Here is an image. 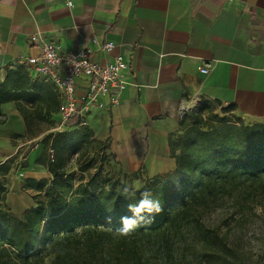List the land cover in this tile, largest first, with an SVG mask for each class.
<instances>
[{"label":"crops","instance_id":"1","mask_svg":"<svg viewBox=\"0 0 264 264\" xmlns=\"http://www.w3.org/2000/svg\"><path fill=\"white\" fill-rule=\"evenodd\" d=\"M68 1L0 0V83L8 69L41 53L42 40L63 50L87 48L99 63L122 55L128 84L119 101L106 95L103 106L85 116L121 181L141 188L175 169L170 142L182 131L183 108L195 101L232 105L229 112L245 124L264 123V0ZM110 41L115 47L104 49ZM31 74L38 76L34 69ZM86 87L80 79L78 94ZM0 111V163L12 160L0 177L4 202L21 215L35 205L26 180L51 176L38 161L51 129L42 125L28 136L14 102L2 103ZM54 118L59 121L58 112ZM29 140L37 145H22Z\"/></svg>","mask_w":264,"mask_h":264},{"label":"trees","instance_id":"2","mask_svg":"<svg viewBox=\"0 0 264 264\" xmlns=\"http://www.w3.org/2000/svg\"><path fill=\"white\" fill-rule=\"evenodd\" d=\"M6 102H14L22 113L28 136L45 124L51 129L42 138L47 152L38 160L51 176L26 180V188L36 193L35 205L21 215L5 204L0 178V264H264V250L247 260L240 241L231 240V231L223 232L222 221L206 217L222 206L241 215L234 216L233 225L239 227L263 206V122L245 124L226 116L232 105L221 107L222 115H190L170 142L175 169L135 188L120 179L103 180L99 172L87 176L91 163L82 161L92 151H102L101 161H107L106 147L79 116L67 122L69 129L54 130L59 95L52 82L33 76L26 64L8 69L0 83V105ZM214 105L205 101L202 107L212 113ZM74 157L79 175L71 170ZM11 164L10 159L0 163V177ZM124 186L136 191L135 199L151 188L163 207L152 224L140 225L129 237L116 235L119 217L131 215L127 204L135 202L121 195ZM107 215L113 217L111 224L105 222ZM225 218L222 213L220 219Z\"/></svg>","mask_w":264,"mask_h":264},{"label":"built area","instance_id":"3","mask_svg":"<svg viewBox=\"0 0 264 264\" xmlns=\"http://www.w3.org/2000/svg\"><path fill=\"white\" fill-rule=\"evenodd\" d=\"M72 5V1H68ZM36 35L31 36V41L37 40ZM42 51L37 56L27 59L26 65L34 69L37 77L52 82L60 98L58 113L60 119L54 130H62L67 127V122L75 117L81 118L82 124H86L85 116L93 107L103 106L102 98L111 96L113 103L119 101L121 93L127 87L125 71L128 64L122 55H118L111 63H99L92 59L91 51L87 48L77 50H63L54 42L42 40ZM114 42L110 41L104 45V49L112 50ZM200 71L208 72V63H205ZM86 80L85 91L78 94V81ZM204 102L195 101L192 106L197 109ZM189 105L185 106L181 116L189 112ZM22 145H37L35 140L24 141ZM48 154L54 158V150L50 148Z\"/></svg>","mask_w":264,"mask_h":264},{"label":"rangeland","instance_id":"4","mask_svg":"<svg viewBox=\"0 0 264 264\" xmlns=\"http://www.w3.org/2000/svg\"><path fill=\"white\" fill-rule=\"evenodd\" d=\"M205 102V101H204ZM204 104V103H203ZM190 110L185 115L180 117L182 128L189 122L190 115L200 113L203 116L207 117H213V114H220L222 115L221 107L218 105H214L213 112H208L206 109H204L202 106L198 107L197 109H193L192 106H189ZM226 116H229L230 118L233 117L232 112L225 113ZM45 126H47L45 124ZM48 127V126H47ZM103 155L102 151H99L97 153H92L85 158L82 163L89 162L91 163V167L86 172L87 176L95 174L96 172H99L103 178V180L111 178V179H118L117 176H115L114 173V166L111 164L108 160L107 161H101V156ZM95 158L93 161H89L90 158ZM77 157H74V160L71 162V170L75 171L77 175L80 174L79 171V164L76 162ZM130 184V181H128ZM131 185V184H130ZM133 186V185H131ZM229 205V204H228ZM222 213H225L226 218L221 220L220 216H222ZM249 215V214H248ZM241 217L239 214L232 215L230 210L226 211L225 207H218L215 209H212L210 212L206 214L207 219L211 222H215L216 224L220 223L222 221V228L223 232L226 230L231 231L230 236L231 240H239L240 244L242 246V250L244 251V256L247 260H255L264 250V200H263V206H259L256 208V214L255 215H249L247 216L248 219L246 222L239 227H234L233 225L235 223V218ZM238 224V223H237ZM231 226V227H228ZM231 229V230H230ZM51 258H46V262L50 263Z\"/></svg>","mask_w":264,"mask_h":264},{"label":"clouds","instance_id":"5","mask_svg":"<svg viewBox=\"0 0 264 264\" xmlns=\"http://www.w3.org/2000/svg\"><path fill=\"white\" fill-rule=\"evenodd\" d=\"M177 190L180 189L179 183L176 185ZM121 195L126 200H135L127 204V212L131 215H121L119 223L121 227L116 229V235L119 237L131 236L140 225H150L154 222L155 216L163 211L160 200L154 198V192L151 188H145L140 191L139 198H136V191L124 186ZM107 224H111L113 217L107 215L104 217Z\"/></svg>","mask_w":264,"mask_h":264}]
</instances>
